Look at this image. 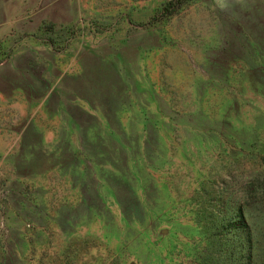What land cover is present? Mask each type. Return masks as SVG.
I'll return each instance as SVG.
<instances>
[{
    "label": "rangeland",
    "instance_id": "obj_1",
    "mask_svg": "<svg viewBox=\"0 0 264 264\" xmlns=\"http://www.w3.org/2000/svg\"><path fill=\"white\" fill-rule=\"evenodd\" d=\"M170 1L0 0V264L259 259L264 0Z\"/></svg>",
    "mask_w": 264,
    "mask_h": 264
},
{
    "label": "trees",
    "instance_id": "obj_2",
    "mask_svg": "<svg viewBox=\"0 0 264 264\" xmlns=\"http://www.w3.org/2000/svg\"><path fill=\"white\" fill-rule=\"evenodd\" d=\"M188 1L190 0H172L168 4H166L165 7L167 11H170L171 8H178ZM241 231L243 233L244 229ZM223 246L224 244L220 245L221 248H223ZM230 248H232V245L231 246L225 245L224 251L228 252ZM234 248L238 250L239 253L243 254V256L246 258V262H247L246 264H259V263L264 264V249L259 250V259H257V255L255 254L256 250L254 247V242L251 235L249 236V239L245 238L239 241V244Z\"/></svg>",
    "mask_w": 264,
    "mask_h": 264
}]
</instances>
